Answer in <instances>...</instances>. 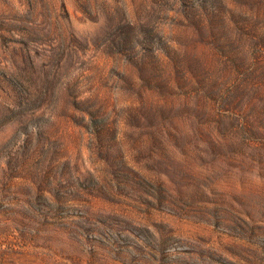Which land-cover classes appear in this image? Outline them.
Listing matches in <instances>:
<instances>
[{"label":"rangeland","instance_id":"obj_1","mask_svg":"<svg viewBox=\"0 0 264 264\" xmlns=\"http://www.w3.org/2000/svg\"><path fill=\"white\" fill-rule=\"evenodd\" d=\"M0 264H264V0H0Z\"/></svg>","mask_w":264,"mask_h":264}]
</instances>
